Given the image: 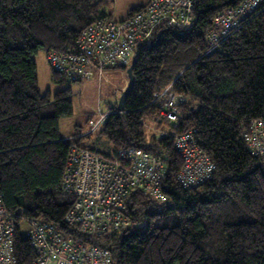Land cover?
Listing matches in <instances>:
<instances>
[{
    "label": "trees",
    "instance_id": "16d2710c",
    "mask_svg": "<svg viewBox=\"0 0 264 264\" xmlns=\"http://www.w3.org/2000/svg\"><path fill=\"white\" fill-rule=\"evenodd\" d=\"M246 1L193 0L190 26L164 23L136 43L124 111L111 109L95 132V144L110 145L102 152L87 144L94 131L73 142L60 137L59 119L73 113L72 91L41 94L33 58L71 50L86 29L112 19V0H0V197L17 229L16 264L36 258L21 232L22 220L27 234L33 219L109 250L112 264H264V158L243 140L250 122L264 119V0L237 32L214 45L209 40L213 19ZM119 68L127 70L112 69ZM51 80L71 82L54 71ZM169 86L185 98L177 127L161 119L162 101L154 103ZM151 125L160 134H149ZM188 131L216 166L210 181L192 189L178 182L183 160L174 145ZM72 144L106 160L130 147L160 158L167 201L131 193V225L102 237L70 227L65 218L74 197L63 177Z\"/></svg>",
    "mask_w": 264,
    "mask_h": 264
},
{
    "label": "built area",
    "instance_id": "2783aa9c",
    "mask_svg": "<svg viewBox=\"0 0 264 264\" xmlns=\"http://www.w3.org/2000/svg\"><path fill=\"white\" fill-rule=\"evenodd\" d=\"M167 1L175 3V0H153L142 11L119 22L108 18L98 20L77 38L72 51L50 52L48 63L72 82L91 80L94 73L101 78L107 69L130 67L136 43L149 37L158 26L165 23L184 29L193 22V0H186L185 5L180 2L175 10ZM260 5L261 0H247L217 15L209 34L211 45L226 32L237 29L241 19L247 13L253 14ZM161 101V119L177 127L179 106L185 98L169 86L155 96L154 103ZM107 116L100 114L98 120H92L87 134L103 126ZM243 140L253 156L264 158V119L252 120L243 133ZM174 145L183 160L178 182L184 189L198 187L213 178L215 163L197 144L194 131L177 134ZM164 169L160 158L135 147L121 149L106 160L72 144L63 177L64 190L74 197L66 223L79 227L91 239L129 227L126 200L131 193L140 191L157 202L167 201L161 188ZM29 225L25 237L36 252L32 264H112L107 249L68 238L48 223L30 220ZM16 234L13 216L0 197V264H16L13 255Z\"/></svg>",
    "mask_w": 264,
    "mask_h": 264
},
{
    "label": "rangeland",
    "instance_id": "374dc122",
    "mask_svg": "<svg viewBox=\"0 0 264 264\" xmlns=\"http://www.w3.org/2000/svg\"><path fill=\"white\" fill-rule=\"evenodd\" d=\"M152 1L153 0H112V3L108 6L106 11L112 19L119 20L131 17L134 13L142 11L145 9L144 7ZM180 2L182 5L186 4V0H175V3L167 1V5L175 10ZM248 16H250V13H247L246 17ZM240 28L241 26L232 32H226L224 37L227 38ZM216 29L218 34V27H216ZM76 40L71 50L69 49L62 53L72 51L76 46ZM50 52L46 53L45 51H40L33 58L37 67L38 87L41 94L50 93L51 96L65 88L71 89L73 94V113L68 117L59 119V135L62 139L73 142V136L76 134L86 135L87 132H89L91 126H89V123L92 120L96 121L99 119L100 114H108L111 109L116 108L122 93L128 85L126 69H107L101 78L98 77L97 73H94L91 80L71 81L60 85L51 80V74L54 70L48 63V54ZM101 127L102 126H99L94 130V134L87 139V144L97 147L102 152H107L106 150L109 149L110 145L106 140H101L99 144H95L97 139L95 132L100 130ZM148 131L149 134H160V131H156L153 125L148 127ZM27 229V222L22 220L21 232L23 236L26 235Z\"/></svg>",
    "mask_w": 264,
    "mask_h": 264
},
{
    "label": "water",
    "instance_id": "95a60500",
    "mask_svg": "<svg viewBox=\"0 0 264 264\" xmlns=\"http://www.w3.org/2000/svg\"><path fill=\"white\" fill-rule=\"evenodd\" d=\"M133 64L127 68L126 70V74L128 77V85L127 88L125 89V91L122 93L118 103H117V110L119 112H123L124 108H125V103L127 100L128 95L130 94V92L132 91L133 88V75H132V70H133Z\"/></svg>",
    "mask_w": 264,
    "mask_h": 264
},
{
    "label": "clouds",
    "instance_id": "9594fccd",
    "mask_svg": "<svg viewBox=\"0 0 264 264\" xmlns=\"http://www.w3.org/2000/svg\"><path fill=\"white\" fill-rule=\"evenodd\" d=\"M132 65V64H131ZM129 68V67H128ZM81 134H79V137H80ZM86 135H90V134H86Z\"/></svg>",
    "mask_w": 264,
    "mask_h": 264
},
{
    "label": "crops",
    "instance_id": "0c3cea01",
    "mask_svg": "<svg viewBox=\"0 0 264 264\" xmlns=\"http://www.w3.org/2000/svg\"><path fill=\"white\" fill-rule=\"evenodd\" d=\"M124 19H126V18H123V19H119V21H120V20H124ZM63 140H64V139H63Z\"/></svg>",
    "mask_w": 264,
    "mask_h": 264
},
{
    "label": "bare ground",
    "instance_id": "6f19581e",
    "mask_svg": "<svg viewBox=\"0 0 264 264\" xmlns=\"http://www.w3.org/2000/svg\"><path fill=\"white\" fill-rule=\"evenodd\" d=\"M105 156V155H104ZM3 201V200H2ZM5 207V206H4ZM33 220H35V219H33ZM37 220V219H36Z\"/></svg>",
    "mask_w": 264,
    "mask_h": 264
}]
</instances>
